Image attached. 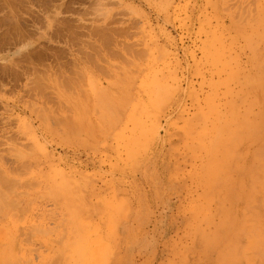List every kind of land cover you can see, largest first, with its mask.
<instances>
[{
  "label": "rangeland",
  "instance_id": "1",
  "mask_svg": "<svg viewBox=\"0 0 264 264\" xmlns=\"http://www.w3.org/2000/svg\"><path fill=\"white\" fill-rule=\"evenodd\" d=\"M263 43L264 0H0V258L264 264Z\"/></svg>",
  "mask_w": 264,
  "mask_h": 264
},
{
  "label": "bare ground",
  "instance_id": "2",
  "mask_svg": "<svg viewBox=\"0 0 264 264\" xmlns=\"http://www.w3.org/2000/svg\"><path fill=\"white\" fill-rule=\"evenodd\" d=\"M227 28H228V27H227ZM261 43H262V42H261ZM263 44H264V43H263ZM263 51H264V50H263ZM263 53H264V52H263ZM256 55L258 56L257 53H256ZM263 55H264V54H263ZM258 57H259V56H258ZM258 57H257V58H258ZM260 57H261V55H260ZM260 57H259V58H260ZM257 58H256V59H257ZM260 59H261V58H260ZM249 63H250V62H249ZM246 64H247V63H246ZM248 65H249V64H248ZM261 71H262V70H261ZM258 93H259V92H258ZM256 95H257V94H256ZM259 96H260V95H259ZM172 97H173V96H172ZM178 105H179V104H178ZM262 116H263V113H262ZM257 119H258V118H257ZM261 130H262V129H261ZM257 133H258V132H257ZM250 153H251V150H250ZM261 154H262V153H261ZM256 156H263V154H262V155H256ZM248 157H249V156H248ZM247 161H248V160H247ZM248 162H249V161H248ZM245 164H246V163H245ZM0 177H2V176H0ZM3 178H5V177L3 176ZM5 180H6V179H5ZM52 181H53V180H52ZM257 183H258V182H257ZM3 186H4V185H3ZM0 191H1V190H0ZM6 193H7V192H6ZM0 195H1V194H0ZM263 195H264V194H263ZM260 198H261V194H260ZM260 198L258 197V199H259L258 202H259L263 197H262L261 199H260ZM1 199L3 200L2 195H1ZM6 199H7V197H6ZM6 199H5V200H6ZM2 200H1V201H2ZM258 202H257V204H258V205L260 204V205H259V208H262L263 206H262L261 202H263V201L261 200L260 203H258ZM7 204H8V203H7ZM10 204H11V203H10ZM238 204H239V203H238ZM5 205H6V204H5ZM253 206H254V205H253ZM253 206H252V207H253ZM261 206H262V207H261ZM1 207H2V206H1ZM6 207H7V205H6ZM11 208H12V207H11ZM13 208H14V207H13ZM249 208H251V207H249ZM254 208H256V207H254ZM257 208H258V207H257ZM1 209H2V208H1ZM3 209H4V208H3ZM6 209H7V208H6ZM262 211H263V210H262ZM247 214H248V213H247ZM16 222H17V221H16ZM19 224H20V223H19ZM261 225H264V222H263V224H261ZM13 226H14V225H13ZM17 226H18V224H17ZM17 226H16V227H17ZM19 226H20V225H19ZM32 226H33V225H32ZM16 227H15V228H16ZM30 228H31V227H30ZM19 229H20V227H18V229H17L16 231H18ZM21 229H22V228H21ZM7 230H8V229H7ZM11 230H13L12 227H11ZM43 230H44V229H43ZM256 230H257V229H256ZM19 231H20V230H19ZM25 231H26V230H25ZM31 231H32V230H31ZM35 231H39V230L37 229V230H35ZM11 232H12V231H11ZM21 232H22V231H21ZM21 232H20V233H21ZM2 233H3V232H2ZM4 233H5V232H4ZM7 233H9V232H7ZM12 233H13V232H12ZM17 233H18V232H17ZM22 233H23V232H22ZM38 233H39V232H38ZM27 234H28V233H27ZM27 234H26V235H27ZM3 235H4V234H3ZM3 235L0 234V236H2V237H3ZM5 235H6V234H5ZM21 235H22V234H21ZM23 235H24V233H23ZM30 235H31V233H30ZM254 235H255V234H254ZM9 236H10V233H9ZM17 236H18V237H17ZM17 236L15 237L16 240L20 237L19 233L17 234ZM32 236H34V235H32ZM2 237H1V239L4 240L5 237H3V238H2ZM21 237H22V236H21ZM21 237H20V238H21ZM28 237H29V236H28ZM12 238H13V237H11V239H12ZM25 238H26V237H25ZM257 238H258V237H257ZM21 239H22V238H21ZM23 239H24V238H23ZM28 239H30V238H28ZM2 240H1V244H2V242H3L2 246L7 245V243L4 242L5 240H7V238H6L4 241H2ZM21 241H22V240H21ZM27 241H28V240H27ZM27 241H26V242H27ZM16 242H17V241H15V242H14L15 244H13V245H14L15 247H20V246H21L20 249L22 250V249H23L22 246H24V244L21 245V243H19L20 246H19V244L16 246V244H17ZM23 242H24V240H23ZM4 243H5V244H4ZM11 245H12V244H11ZM65 246H66V245H65ZM70 246H71V245H70ZM6 247H7V246H6ZM71 247H72V246H71ZM16 249H17V248H16ZM18 249H19V248H18ZM20 249H19L18 252H17V251L15 250V248H13V250H15V251L17 252V254L19 253L18 256H20V252H19V251H21ZM25 249H26V248H25ZM6 250H7V249H6ZM31 250H32V249H31ZM24 251H25V250H24ZM24 251H23V252H24ZM66 251H67V249H66ZM78 251H80V250H77V253H78ZM59 252L61 253L62 251L59 250ZM5 253H6V252H4L2 258H0V259H5V260H3V261L5 262V263H3V264H9V263L11 262L12 259H11L8 255H7L8 257H6V258H7V259H6V258L4 257ZM75 253H76V252H75ZM82 253H83V252H82ZM82 253H80V254H82ZM6 254H7V253H6ZM8 254H9V253H8ZM10 254H11V253H10ZM13 254H14V253H13ZM64 254H65V253H64ZM255 254H256V253H255ZM1 255H2V254H1ZM56 255H57V254H56ZM257 255H259V253H257ZM10 256H12V255H10ZM18 256H17V257H18ZM26 256H27V255H26ZM58 256H59V255H58ZM60 256H61V255H60ZM67 256H68V255H66L65 259L67 258ZM70 256H72V255H70ZM259 256H261V255H259ZM13 257H15V256H13ZM13 257H12V258H13ZM30 257H31V255H30ZM263 257H264V253L262 254V257H261L262 260H263ZM15 258H16V257H15ZM15 258H13V259H15ZM18 258H19V257H18ZM34 258H35V257H34ZM53 258H54V257H53ZM58 258H59V257H58ZM8 259H10V260L8 261ZM19 259H23V258H21V256H20ZM19 259H17V261H18ZM24 259H25V258H24ZM24 259H23V260H24ZM28 259H29V258H28ZM28 259H27V261L24 260V262H29V261H30V262H32L31 264H33V261L30 260L31 258H30L29 260H28ZM35 259H36V258H35ZM72 259H73V258H72ZM88 259H89V258H88ZM6 260H7V263H6ZM23 260H22V261H23ZM68 260H69V259H68ZM14 261H15L16 263H15ZM14 261H12V262L15 263V264L18 263V262L16 261V259H15ZM20 261H21V260H20ZM56 261H57V260H56ZM0 262H2V261H0ZM24 262H23V263H24ZM54 262H55V261H54ZM65 262H66V261H65ZM69 262H70V261H69ZM84 262H85V261H84ZM87 262H88V261H87ZM263 262H264V261H263ZM13 263H11V264H13ZM51 263H52V262H51ZM0 264H1V263H0ZM18 264H19V263H18ZM24 264H25V263H24ZM26 264H28V263H26ZM34 264H36V263H34ZM55 264H57V263L55 262ZM58 264H61V262L58 263ZM64 264H65V263H64ZM70 264H71V263H70ZM90 264H91V263H90Z\"/></svg>",
  "mask_w": 264,
  "mask_h": 264
}]
</instances>
